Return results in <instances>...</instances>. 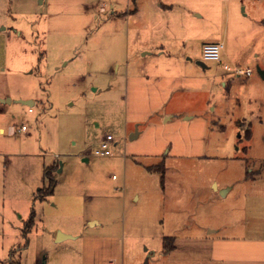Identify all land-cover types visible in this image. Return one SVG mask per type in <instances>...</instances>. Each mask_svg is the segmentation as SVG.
Listing matches in <instances>:
<instances>
[{"label":"rangeland","instance_id":"rangeland-1","mask_svg":"<svg viewBox=\"0 0 264 264\" xmlns=\"http://www.w3.org/2000/svg\"><path fill=\"white\" fill-rule=\"evenodd\" d=\"M5 1L11 13L0 25L7 28L2 34H14L20 25L25 37L24 25L34 19L41 33L48 20L43 42L32 43L29 36L24 42L9 40L12 50L25 51L19 70L28 66L23 63L33 67L22 73L7 67L5 74L11 71L14 86L26 84L35 101L32 108L11 105L14 134L40 154L17 158L4 170L5 229L9 222L17 225L12 212L24 213L26 201L36 215L29 248L14 260L120 264L122 256L124 264H135L144 262L148 250L155 253L149 264H263L264 80L256 68L264 71V0H211V13L205 8L199 11L202 20L190 17L195 41L182 65L190 80L167 87L152 75L142 84L138 102L125 76L157 67L158 60L135 53L138 46L129 38L136 26L110 20L111 7L124 14L133 6L129 0H45L42 6L39 0ZM184 2L173 3L184 8ZM179 7L173 15L182 19L185 10ZM2 34L1 70L8 57ZM203 40L223 42L222 62L248 69L251 76H233L214 62L202 71L195 63ZM41 48L47 51L43 57ZM61 60L73 61L56 72ZM135 131L139 136L130 140ZM107 135L114 143L111 157H95ZM90 153L82 164L78 157ZM55 156L62 170L53 174V195L34 200L43 164L51 165ZM224 187L231 189L222 197ZM88 220L99 227L86 229L89 237L78 246L56 249L50 243L49 233L57 228L75 232ZM101 231L111 238L110 251L102 239H92ZM7 236L13 238L0 245V259L8 260L15 242ZM26 241L19 237L18 251Z\"/></svg>","mask_w":264,"mask_h":264},{"label":"crops","instance_id":"crops-1","mask_svg":"<svg viewBox=\"0 0 264 264\" xmlns=\"http://www.w3.org/2000/svg\"><path fill=\"white\" fill-rule=\"evenodd\" d=\"M166 2H161L160 0H129V8L130 4L132 3V8L128 9L124 14L121 13V15H117L116 12H114L113 7H111V12L109 13L110 20L113 19L112 22L115 23L116 20L119 22H126L130 27V23L132 26H136V29L131 30L129 42L133 43V45L136 48V45L138 46L136 50V54L140 59H147L155 58L158 60V66L152 67L146 71L143 70H137L133 69L132 73L127 74L125 76V83L127 85H131V95L133 99L138 102L140 98H138V93L141 92L142 84L145 83L150 79V77L153 75L156 77L157 80H160L161 86L167 85L169 87L173 81H179V80H190V77L185 74V70H183V64L187 63V60H184L186 57L188 51H189V44L190 42L194 43L195 39L190 37L189 35V28H190V17H192L195 21H199L203 19V14L200 11V9L205 10V8L208 9V11L211 13V0H202L199 4H196L192 2V0H184L185 2L182 4L184 8L179 7L181 3L174 4L173 2L177 0H165ZM209 1L210 3H207ZM45 4V0H39V5L42 6ZM179 7L180 10H185V16L182 19L176 18V16L173 15V11L175 7ZM7 3L5 0H0V25H2L5 20L8 18L6 16H9L10 8L7 9ZM193 9V10H192ZM187 10H192V16ZM120 13V12H119ZM183 16V15H182ZM40 22V20H39ZM44 22L47 25L48 20H44L41 24V33L36 31L34 28L35 23H37L36 19L34 21H30L25 29V37L23 36V28H20L21 26L18 25V30H13L14 34L11 33H3L7 30V28H3L0 30V34L4 36V41L2 40V47L6 50L8 57L6 58L7 61H2V70L0 65V91L8 90V92H5V94L0 92V245H2L3 242L7 239V243L10 244L13 237L8 238L9 236H14L15 242L13 246L9 249L8 247V260L6 259H0V264H20L21 260L15 261L14 257L21 251L23 253L25 250L29 248V240L28 235H31V231L33 230L34 224H35V213L33 211H30V209L27 208V202L24 204L26 206V211L24 213H17L12 212L14 214L13 216L16 218V221H18L17 225L14 222H9L8 228L5 229V218L8 216L7 211H5V202L6 198L3 192V182L5 179L4 170L8 167H12L15 165L17 158H40L39 152L35 148H31L30 145H27L24 141L22 144L17 141L16 134H14L15 128L13 125V121L15 120V113L10 109L12 104H18L17 102H13L14 100H20V101H26L29 103L28 107L32 108L35 106V101L33 100V94L32 91L29 89V87L26 84H21L19 86H14L17 84V82H14L12 79L9 78L10 74L6 73V68H10L13 73L15 71H18L19 68L17 64H19V59L23 58V53L18 49H11L10 48V42L9 40L12 37H15L17 40L24 42L25 39L29 38L32 39V43L35 42L37 44L40 40L45 39L42 37V34H47V26H43ZM3 25H6L3 24ZM191 27H194V23L191 25ZM16 28V27H15ZM22 29V30H20ZM44 29V32H43ZM205 34V33H204ZM195 37V36H193ZM201 38L198 39V41ZM210 39V37H209ZM28 40V39H27ZM201 41V40H200ZM214 42H211L210 40L208 42H205V40L202 41L201 46L203 47L206 44H213ZM215 43H222L223 42H216ZM24 48H28V45L26 43ZM201 47V51H202ZM41 57L46 55V50L40 49ZM44 52V54H43ZM76 52V51H75ZM60 67H57L55 70L58 72L60 68L67 66L70 62L73 60L63 61ZM202 61V60H199ZM203 62V61H202ZM24 65H28L25 67V69H20L18 73H22L24 71H27L31 67H33V64L30 62L23 63ZM206 64V63H205ZM222 64H224L222 62ZM227 65V64H225ZM29 67V68H28ZM231 67V66H229ZM232 67H238L236 65H233ZM240 68V67H238ZM115 69L118 70V65L115 64ZM248 70V69H247ZM23 87V88H21ZM12 89L15 90V94L13 93ZM10 98L9 103H7L5 99ZM20 105V104H19ZM24 106V105H21ZM29 113H32V110H28ZM166 114L162 115V118H165ZM171 117H174V115H171ZM187 118L186 120H188ZM23 128V127H22ZM21 128V130H22ZM134 132L132 133V135ZM107 135L106 137H108ZM139 136V134L136 135V138ZM26 137V136H25ZM135 137L132 138L136 139ZM92 157L91 153L86 155H80L78 158L81 159V163H88V158ZM111 157V156H110ZM55 162L51 165L43 164V175L45 169L52 167L54 165H57L58 169L62 170V167L60 168L59 162H57L58 157H54ZM8 165V166H7ZM7 166V167H6ZM56 170V171H57ZM60 170V171H61ZM55 171V172H56ZM54 172V173H55ZM46 184V183H45ZM42 187L41 188H33L31 190V193L37 189L36 194L34 195V200L44 201L40 197V191L44 187L43 186V176H42ZM56 186V184H55ZM218 189V188H217ZM231 188L224 187L220 190V192H224L222 197H225ZM54 192V191H53ZM31 194V195H32ZM53 195V194H52ZM17 199V197H15ZM47 198H45L46 200ZM134 200L137 201L138 197L134 196ZM18 214V216H17ZM27 216V221H25V218ZM33 217V223L30 222V220ZM21 223H23L21 225ZM88 227V228H86ZM97 227H99L98 221L95 220H88L87 226H81L78 229H75L73 232H66L62 229L57 228L53 233L50 234V243L56 248V249H64L68 248L72 245L77 244L79 245V242L84 240L85 238L89 237V233H87L86 229L89 230H95ZM22 238L23 240H27L25 242V246L20 249L21 244L15 245ZM99 236L93 237L92 239L101 240L105 244V251H110L111 247H109L107 242L111 239L109 236L102 233L98 234ZM71 244V245H70ZM16 248V249H15ZM173 250V249H172ZM73 251V250H71ZM148 255L144 256L145 260L143 262H137L135 264H144L147 262L149 264V259L154 257V252H148L146 250ZM43 253V251H41ZM77 254V253H75ZM1 255V253H0ZM68 256V255H65ZM120 264H124L123 257L121 256ZM112 262H108L110 264ZM209 262H206L205 264H208ZM252 263V262H251ZM36 264H40L38 261ZM43 264V263H42ZM46 264V263H45ZM200 264V263H198ZM260 264V262L256 263ZM264 264V262H263Z\"/></svg>","mask_w":264,"mask_h":264},{"label":"built area","instance_id":"built-area-1","mask_svg":"<svg viewBox=\"0 0 264 264\" xmlns=\"http://www.w3.org/2000/svg\"><path fill=\"white\" fill-rule=\"evenodd\" d=\"M224 46L222 43H213V44H206L202 47L201 51V60L204 63H210L214 62L217 64L222 65V69L226 72H232L233 76L239 77V76H245L249 77L251 76L250 70H242L238 67H229L228 65L222 64V52H223ZM25 130V128H22V131ZM113 139L111 136L106 137L99 145V147L96 148L94 152L95 157L100 158H106L110 157L112 155L111 149L113 147ZM114 179V177H113Z\"/></svg>","mask_w":264,"mask_h":264},{"label":"trees","instance_id":"trees-1","mask_svg":"<svg viewBox=\"0 0 264 264\" xmlns=\"http://www.w3.org/2000/svg\"><path fill=\"white\" fill-rule=\"evenodd\" d=\"M57 168H58V166L54 165L52 167L45 169V171H44V175H43V186L44 187L41 189V191L39 193L42 200H45V198H48L49 196H51L53 194V190L55 187V181H54L53 174L57 170ZM30 222L33 223V217L30 220ZM171 249L169 251H171Z\"/></svg>","mask_w":264,"mask_h":264},{"label":"water","instance_id":"water-1","mask_svg":"<svg viewBox=\"0 0 264 264\" xmlns=\"http://www.w3.org/2000/svg\"><path fill=\"white\" fill-rule=\"evenodd\" d=\"M195 65L198 66L202 71H206V70L209 69L208 66L202 61H197L195 63ZM256 73L260 77V79L264 80V71H262L259 67H257L256 68ZM0 102H2V101H0ZM6 102L9 103L8 100ZM17 103L20 104V105H24V106H28L29 105V103L26 102V101H17ZM136 135H137V133L135 131V133L133 135H131L129 139L132 140V138H134V137L136 138ZM61 167H62V165L60 164V168ZM223 194H224V192L221 193V195H223ZM43 264H45V262H43ZM144 264H147V262L144 263Z\"/></svg>","mask_w":264,"mask_h":264}]
</instances>
